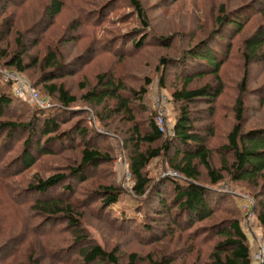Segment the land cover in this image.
Listing matches in <instances>:
<instances>
[{
	"label": "rangeland",
	"instance_id": "obj_1",
	"mask_svg": "<svg viewBox=\"0 0 264 264\" xmlns=\"http://www.w3.org/2000/svg\"><path fill=\"white\" fill-rule=\"evenodd\" d=\"M5 1L0 0V95L3 92L10 93L12 89L18 95L21 84L25 86V91L24 96L16 100L15 104L19 106L10 107L8 116L0 117V120H29L32 115L29 109L40 106L38 102L41 100L46 101L45 108L61 105L58 98L49 95L44 87L56 72L58 77L53 82L64 84L79 99L75 106L81 109L80 115L66 113L68 122L61 125V131L67 133L77 126L94 128L88 137L84 136L83 140H78L71 147L60 150V144L56 143L58 154L40 157L35 166L15 176V183L21 187L34 183L38 176L46 178L67 169L80 160L84 143L92 139V144L108 152L112 160L94 171L89 181L79 184L73 180V187L78 192L75 196L85 201L100 185L114 184L122 189L124 199V202L113 206L114 212L120 216L123 212L128 216L134 215L135 199L139 198L132 189L134 180L126 140L130 138L136 124L147 132L150 119L155 121L160 109L164 113L163 137L167 139L173 136L175 122L181 108L185 106V103L175 101L173 93L183 88L189 76L195 78L189 89L209 85L214 90H222L214 102L197 98L189 106L193 116L199 119L197 124L203 136H210L207 145L213 167L222 169L224 164L231 167L234 162L233 151L228 145L229 134L237 124L238 99L243 102L242 130L247 132L264 128V59L246 63L243 56L246 39L262 23L264 11L260 13V10L264 9V0H139L148 19L149 30L142 28L130 0H65V8L52 25L42 18L44 8L51 0H12L3 7ZM249 1L256 12L240 32L234 34L231 31V51L219 79L207 72L209 68L205 63L191 58L183 60L187 50L198 47L204 40L208 45L215 46L216 50L222 48L217 41L212 44L208 37L218 28V17L230 14ZM145 33V45L139 49L134 47L132 41ZM20 38L21 46L18 41ZM23 49L26 51L24 60L27 70L19 72L8 62L11 55ZM49 51L61 58L58 61L62 64L60 70L44 62ZM163 59L167 60L166 64ZM202 69L205 70L204 76H198ZM102 74L124 83L125 95L132 99L134 123L113 109L116 108L115 101L95 105L82 99L98 85V77ZM144 86L147 93L137 98L141 96ZM33 89L39 93V99L29 95ZM21 137V134L16 136L17 139ZM160 145L156 143V146ZM168 157L161 155L146 168L153 180L152 185L157 179L167 176L166 172L173 170ZM200 172V183L225 195L221 199V196H214L213 207L217 211L212 218L197 223L182 235L180 231L171 234L167 227L171 224L165 212L155 217L153 207L159 209V206L155 192H150L147 194L149 202L143 211L150 216L147 223L155 228L157 235L148 236L143 231L144 239L138 242L117 232L111 226V221L105 223L104 219L99 218L96 210L99 203L91 205L80 202L76 207L84 214L83 223L89 243L118 251L119 264H127L132 253L138 256L137 264H153L163 258L170 260L171 264H209V254L218 241V236L211 232V228L237 218L248 237L252 264H261L262 259L258 260L256 255L264 250V228L257 218V212L260 204H264V181L261 178L256 183L240 181L223 171L224 180L213 187L202 165ZM91 199L96 201L95 197ZM88 201L91 202L90 199ZM174 206V210H178V203ZM22 211L8 201L5 189L0 186V218L3 223L0 224V264H60L53 261L47 251L59 245L66 248L67 244H71L75 240L71 228L64 227L59 231L61 226L54 228L40 223L39 231L49 232L47 239H35L28 249L21 250V241H15L20 230L11 226ZM78 243L72 248L73 253L85 246ZM65 255L67 252L62 251L60 257Z\"/></svg>",
	"mask_w": 264,
	"mask_h": 264
},
{
	"label": "trees",
	"instance_id": "obj_2",
	"mask_svg": "<svg viewBox=\"0 0 264 264\" xmlns=\"http://www.w3.org/2000/svg\"><path fill=\"white\" fill-rule=\"evenodd\" d=\"M11 1L6 0L3 7L10 4ZM20 1L15 2L19 3ZM130 2L135 8L142 28L149 30L148 19L140 1L130 0ZM65 3V0H51L44 8L42 18L47 24L52 25L55 22L65 8ZM251 5L250 1L246 2L232 10L230 14H222L218 17V28L208 37L212 40V44L217 41L222 45V48L216 50L215 46L208 45L209 43L204 40L198 47L187 50L183 60L191 58L205 63L209 68L207 72H211L219 79L222 67L231 51L230 39L233 37V32L234 34L240 32L252 14L254 15L256 12ZM262 11L264 9L260 10V13ZM231 31H233L232 35ZM18 41L21 46L22 38ZM145 43L146 33L140 34L132 41V45L138 49ZM24 50L11 55L10 62H8L9 66L19 72L27 70L24 60L26 51ZM2 53L6 57V53L4 51ZM243 56L246 63H252L255 59H264V16L256 31L246 39ZM43 60L49 67H55V70H60L59 67L62 66L61 61L58 62L61 58L53 51H49ZM163 63L166 64L167 60L163 59ZM199 72L198 76H204V69ZM57 77L56 72L53 73L48 79L49 83L44 87L49 95L58 98L61 105L50 108L35 106L29 109L32 112L29 120H0V186L5 189L8 201L20 211L23 210L16 223L11 226L20 230L15 241L17 243L21 241V250L28 249L35 239H47L49 232L39 231V224L44 223L54 228L61 226V229L58 228L59 231L64 227L71 228L70 232L75 239L71 244H67L66 248L59 245L56 246L58 248L48 249L47 253L50 254L53 261L61 262L60 264H94L96 262L119 264L118 251L105 249L100 244L89 243L88 232L83 223L84 214L76 207L80 202L91 205L99 203L96 208L99 218L104 219L105 223L111 221V226L117 232L125 234L129 240L134 239V241L142 242L143 231L148 233V236L157 235L155 228L147 223L150 216L143 211L149 202L147 194L150 192H155L157 205L161 209H155L154 206V215L159 217L165 212L169 219L168 223L171 224L167 226L171 234L180 231L182 235L184 231L190 230L197 223L215 215L217 210L213 207L214 196H221V199L225 195L220 191L215 192L214 189H209L199 182L200 165L206 168L207 176L213 187L224 180L223 171L233 179L240 181L256 183L259 178L264 181V128L252 129L247 132L242 130L243 102L241 99H238L236 107L237 124L229 134L228 146L233 151L234 162L231 167L224 164L222 169L211 165V152L207 145L210 136H203V132L197 124L199 119L193 116L189 106L197 98L214 102L220 97L222 90L219 88L214 90L209 85L189 89L188 86L195 79L193 76H189L186 78L183 88L173 93L175 101L185 103L175 122L173 136L165 139L164 133L150 119L147 132H144L141 126L136 124L130 138L126 140V146L130 150V171L134 180L132 189L139 198L135 199L134 215L128 216L126 212H123L120 216L117 214L118 212H114L113 206L124 202L122 189L114 184L100 185L99 189L94 194L88 195L85 201L83 198L80 200L75 196L78 192L73 187V180L79 184L89 181L94 171L112 160L108 152H103L101 148L92 144V139L86 140L84 143L80 160L68 166L67 169L55 172L46 178L38 176L34 183H29L25 187L19 186L13 178L22 171L35 166L40 157L58 154L55 148L56 143L60 144V150L71 147L78 140H83L84 136L88 137L94 130L89 126L81 128L77 126L75 130L67 133L61 131V125L68 122L65 118L66 113L78 115L81 113V109L79 110L75 106L79 99L72 95L64 84L53 82ZM125 91L126 88L122 81L102 74L98 77V85L92 91L87 92L82 99L95 105L115 101L117 104L113 109L124 114L134 123L132 99L125 95ZM146 93L147 89L144 86L141 89V96H137V98H142ZM20 99L21 96L16 95L13 89L10 93L3 92L0 95V117L8 116V109L19 106L18 103V105L15 103ZM18 134L23 137L17 139ZM210 135L213 133L210 132ZM9 143L11 145L7 146ZM156 143L161 145L156 146ZM161 155L169 156L167 160L170 167L181 176H163L152 185L153 180L146 172V168L153 159ZM25 193L26 196H24ZM92 195H95L96 201H92L91 198H94H90ZM87 199H90L91 202H87ZM177 203L178 210H174V205ZM257 218L264 228L263 203L260 204ZM0 224H3L1 218ZM8 227L6 226V228ZM212 229L211 232L216 233L218 241L209 254V264H252L251 248L240 220L233 218L214 225ZM77 242L83 243L85 246L77 253H73L72 248L77 246ZM62 251L67 252V255L60 257ZM31 260L32 257L29 263ZM137 262V254H130L127 264H137ZM153 264H171V261L163 258ZM261 264H264V256Z\"/></svg>",
	"mask_w": 264,
	"mask_h": 264
},
{
	"label": "built area",
	"instance_id": "obj_3",
	"mask_svg": "<svg viewBox=\"0 0 264 264\" xmlns=\"http://www.w3.org/2000/svg\"><path fill=\"white\" fill-rule=\"evenodd\" d=\"M24 87L25 86L23 84H21V86L18 89V95H20L22 97L24 96V91H25ZM29 95H31V98L39 99V93L37 91H35L34 89H33V91L30 90V94ZM38 103L42 107L46 106V101L45 100H41ZM154 122H155L156 126L159 128V130L162 132L163 131V126H164V113H163L162 109L159 110L157 116L155 117V121ZM166 175L174 176V177H179L180 176V174L177 171H175V170H171V171L166 172ZM263 256H264V250L261 251V252H258L257 255H256V258L258 260H261V259L263 260Z\"/></svg>",
	"mask_w": 264,
	"mask_h": 264
}]
</instances>
